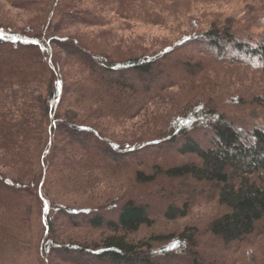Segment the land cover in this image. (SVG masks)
<instances>
[{
	"label": "trees",
	"instance_id": "16d2710c",
	"mask_svg": "<svg viewBox=\"0 0 264 264\" xmlns=\"http://www.w3.org/2000/svg\"><path fill=\"white\" fill-rule=\"evenodd\" d=\"M177 1L0 0V264H235L217 248L264 219V125L226 114L218 85L200 87L206 59L191 45L239 63L223 57L231 48L264 72V33L251 42L212 19L154 51L115 41L119 21L192 31L212 7ZM252 100L264 110V93ZM123 171L144 194L110 182ZM215 194L205 240L192 225L134 237ZM62 220L86 237L60 240Z\"/></svg>",
	"mask_w": 264,
	"mask_h": 264
},
{
	"label": "rangeland",
	"instance_id": "374dc122",
	"mask_svg": "<svg viewBox=\"0 0 264 264\" xmlns=\"http://www.w3.org/2000/svg\"><path fill=\"white\" fill-rule=\"evenodd\" d=\"M177 2L185 5L183 11L193 8L195 11H200V8L209 6L211 3L212 7L209 8V15L203 19L195 17L196 22H194V26H196V29L194 27L192 31L188 28V25L185 27V25H179L177 23L173 25L169 23L162 26H145L119 21L115 24V27L119 30V35L114 37L115 41L124 45L135 42L134 49L136 52H141L144 49L154 51L161 48V45H167L173 40L177 41L182 33L198 32L201 28L202 31L206 30L208 23L212 19L220 20L219 22H223L225 25L230 23L234 28L239 26L238 29L241 34L244 37H249V41L251 42L259 41L261 35L264 33V0H178ZM6 9L7 6L0 5V13L6 12ZM12 14L15 15L12 16L18 24L22 23L28 17L25 12H12ZM243 39L247 40L246 38ZM191 46V53L193 55L195 54L206 59L204 65L206 67L205 72L207 77L200 87L204 88L210 84L218 85L220 91L218 93H210V95L215 97L217 94L215 102L226 114L234 119H247L254 115L255 119L264 125V110L256 108L251 104L252 99L264 93V72L260 69L256 61H248L246 59L249 58L245 57V55L237 54L231 48H227L224 52V58L233 56L237 60L241 59L239 63H229L226 60H218L214 51H209L206 47L202 49V45L199 46L196 43ZM174 61L175 58L172 59V62ZM171 69L168 65V68L166 67L167 73ZM183 94L185 98L186 94L184 92ZM127 131L135 133V130L129 129ZM150 155L153 154L151 152H144L139 157H149ZM174 161L181 162L184 159L175 158ZM111 177H113L110 181L111 183L115 181L116 184H121L124 188L132 187L136 195L138 193L144 194V188L132 184L129 173L123 171L117 176ZM151 205L153 208V204ZM189 207L190 211L185 218L173 222H167L164 218H158L153 228H144L134 237L146 236L152 232L181 231L185 226L192 225L200 230V234L203 235V239L201 240H205L206 236H208L204 233L206 225L222 211L221 207L217 204L216 194L200 196V198L197 197L190 203ZM62 222L63 225H61L59 230L60 240L75 241L78 238L86 237V232H84L86 230L68 229L65 224L66 222L64 223L63 220ZM88 235L93 237L97 236L98 233H88ZM209 242L205 241L204 243L208 244ZM231 247L228 248V251L220 247L217 248L221 259H236L235 264H264V219L257 224L255 232L252 235L248 236L243 242Z\"/></svg>",
	"mask_w": 264,
	"mask_h": 264
}]
</instances>
